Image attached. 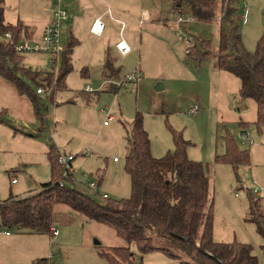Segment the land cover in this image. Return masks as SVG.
Listing matches in <instances>:
<instances>
[{
	"label": "rangeland",
	"instance_id": "rangeland-1",
	"mask_svg": "<svg viewBox=\"0 0 264 264\" xmlns=\"http://www.w3.org/2000/svg\"><path fill=\"white\" fill-rule=\"evenodd\" d=\"M106 1L111 7V0ZM118 2L130 21H122L113 14L106 16L102 19L104 25L112 17L118 20V27H104L98 37L82 27L78 29V22L73 25L69 21L65 29L62 24V44L68 43V29L75 41L69 56L71 70L57 89L55 79L61 56L51 69L48 54L21 53V65L43 73L40 77L46 79L44 84L37 85L24 78L32 93L37 88L42 90L41 95H35L38 103L34 104L26 95H18L15 86L0 77V110L6 120L0 124V200L25 196L50 179L46 154L51 145L55 154L73 157L71 167L77 189L96 200H101L103 194L111 199L129 196L124 144L126 131L139 113L153 157L172 150L171 133L176 132L189 142L187 156L202 163L212 198L213 239L250 244L258 264H264L262 239L254 222L248 220L246 195L257 190L252 195L264 210V126L256 127L255 103L240 98L238 79L228 72L217 71L214 65L221 0H213L216 9L212 20L193 19L178 28L162 19L169 0ZM232 2L235 7L232 19L244 48L252 52L263 30L264 0ZM47 3V0H3L4 21L23 24L24 41H37L42 22L40 7ZM97 4L104 8L102 3ZM244 6L246 17L242 22ZM157 8L159 14L154 17L152 11ZM178 10L183 17L189 14L185 7ZM115 34V44L126 41L130 48L126 56L111 51L107 37ZM184 38L193 46L189 53L184 52ZM198 39L207 41L209 50L199 47ZM207 50V56L201 58ZM107 60L117 70L109 78L104 77ZM131 74L136 75L134 83L119 86L116 94L104 91L106 83L119 85ZM158 83L163 87L156 90ZM192 108L197 111L190 113ZM106 114L113 120L103 126ZM226 136L239 149L248 151L247 164L232 169L229 164L214 160L215 155L224 152ZM82 174L91 175L94 180L100 177L96 192L83 184ZM11 179L16 181L14 185L10 184ZM53 211L55 215L71 216L72 220L65 218L62 223L52 224L58 231L56 235L8 229L10 235L0 236V264H34L49 255L52 264H107L100 253L126 245L140 259V264H177L176 259L160 251L140 254L134 243L128 244L112 227L85 217L79 219L66 205L58 204Z\"/></svg>",
	"mask_w": 264,
	"mask_h": 264
},
{
	"label": "trees",
	"instance_id": "trees-1",
	"mask_svg": "<svg viewBox=\"0 0 264 264\" xmlns=\"http://www.w3.org/2000/svg\"><path fill=\"white\" fill-rule=\"evenodd\" d=\"M172 5L174 9L187 8L193 19L203 21L212 20L216 9L213 0H172ZM234 11L232 0H221V25L214 65L239 80L241 99L254 101L258 128L264 126V8L262 34L252 52L242 44L238 26L232 19ZM5 33H10L8 39L3 37ZM23 33V24L12 25L4 21L3 0H0V77L9 80L19 94L26 95L36 104L24 78L37 85L44 84L46 79L38 78L41 72L21 65V53L14 50L13 44ZM197 43L209 50L207 41L198 39ZM208 50L201 58L207 56ZM69 54V47L61 52L56 87L71 70ZM104 91L116 94L119 87L108 83ZM0 121H4L1 114ZM171 138L172 150L161 157H153L148 133L142 126L141 116L136 113L126 131L124 144V170L129 177L130 194L119 199L101 196V200H96L77 189L73 170L62 176L53 146H49L46 155L50 179L25 196L0 200V226L51 234L52 206L60 203L73 213L112 227L128 244L134 243L140 254L160 251L176 259L177 264H258L250 244L213 239L212 198L203 165L187 156L188 141L176 132L171 133ZM214 160L236 169L248 163L249 153L246 149H239L233 139L226 136L225 150L215 155ZM81 177L87 188L88 182L93 181L96 188L89 189L97 191L99 176L95 180L91 175ZM252 193H246L248 220L254 222L262 239L260 247L264 249V210ZM100 254L107 264H134L136 261L140 264V259H136L128 245L110 247ZM45 261L48 260L42 258L34 264H44ZM49 263L52 264L50 259Z\"/></svg>",
	"mask_w": 264,
	"mask_h": 264
},
{
	"label": "built area",
	"instance_id": "built-area-1",
	"mask_svg": "<svg viewBox=\"0 0 264 264\" xmlns=\"http://www.w3.org/2000/svg\"><path fill=\"white\" fill-rule=\"evenodd\" d=\"M54 4L52 5L50 9V20L49 23L44 27L39 40L28 42L24 40H18L16 41L13 46L14 50L18 53H26V52H32V53H43L48 54L50 56L49 65L56 66L59 61V57L61 56L62 52V45L60 43V27L61 22L67 18V12L61 7L60 1L61 0H52ZM246 17V10L244 9L243 14H241L240 19L242 22H245ZM171 20L174 25V27L178 28L180 24L183 22L191 21L193 20V17L188 14L185 17L182 16L178 10L173 9L171 12ZM103 22L100 20V18H96L91 27L90 31L93 34L99 35L103 30ZM4 38L8 39L10 37V33H5ZM185 43V53H189L190 50H193V46L191 44V41L188 38H184ZM116 48L119 51L120 54H125L128 52L129 48L125 44L124 41L120 40L116 44ZM45 72L49 73L48 69H45ZM136 80V75L131 74L128 76H125L119 85L115 84L116 86H123L125 84L133 83ZM42 90L40 88H37L35 90V93H40ZM196 108H192L190 110V113L196 112ZM112 119V116L109 114H106L105 120L103 121V124H107L109 120ZM73 160V157L71 156H65L62 153H56V162L61 167V174L62 176H67L69 172H72L71 167V161ZM115 160V158H113ZM11 182H15L14 179H11ZM88 187L92 190L96 188L93 181L88 182ZM255 193L257 190H253ZM103 197H107L106 194L102 195ZM51 234L56 235L57 230L54 228H51ZM9 230L0 226V235H8ZM50 255L46 258L44 264H50L49 263Z\"/></svg>",
	"mask_w": 264,
	"mask_h": 264
},
{
	"label": "crops",
	"instance_id": "crops-1",
	"mask_svg": "<svg viewBox=\"0 0 264 264\" xmlns=\"http://www.w3.org/2000/svg\"><path fill=\"white\" fill-rule=\"evenodd\" d=\"M47 1H48L47 4H44L43 6L40 7L41 8L40 9V15L42 16V22L39 25L40 35H41L44 27L49 23V20H50V9H51L52 5L54 4V2L52 0H47ZM88 1L89 0H61L60 1L61 7L67 12V18L61 22V27H60V43H61V45L63 47L62 51L65 50L66 47H69L70 48V53H71L72 46H73V43L75 41L74 40L75 38L72 36L70 29H68V32H69V36H68V39H67V42L68 43L67 44L63 43L62 44V39H61L62 28H63V26H65L63 28V29H65L67 27L66 25L69 23V21L73 25L78 22V29L80 27H82L83 28L82 30H84L87 33H89V34H91L93 36H96V37L100 36L101 33H102L101 32L99 35H96V34H93L90 31V27H91L93 21L96 18H100V20L102 21V19L106 18V16H110V15L112 16V14H113V15L121 18L122 21L123 20L126 21V22H129L130 21V16L129 15H126L125 14V11L121 9L118 0H114V1L111 0V7L110 6L108 7V1H106V0H94V2L91 0L92 1V4H88ZM96 1L102 3L104 5V8L103 9H100L101 6L99 4H97ZM171 1L169 0V3H168V6L169 7L167 6L168 8L167 7L165 8L166 9V15L162 19L165 20V21H169L171 23V25H172L171 12L173 11V9H172L173 5H172V2ZM89 5H90V7H89ZM180 8H182V7H180ZM244 9L246 10V7L245 6H244ZM244 9H243V12H244ZM175 10H178V9H175ZM187 11H188V9H187ZM178 12H180V11L178 10ZM152 13H153L154 17L158 16V14H159L158 8L156 10L154 9L152 11ZM155 20H157V19H154V21ZM117 21H118L117 19H112V17L111 18L109 17V19L105 22V25L103 26V29H104V27L107 28V29H109L110 27H114L116 29L118 27L117 26V24H118ZM62 24H63V26H62ZM25 27H27V25H25ZM22 35H25V34L23 33ZM39 38H40V36H39ZM20 40H24L22 36H21ZM107 40H108V43L110 44V47H111V51L112 52H114L116 54H119L120 56H126L127 54H129L131 52L130 48L128 47L129 48L128 52H126L125 54H120L119 53V51L116 48V44L117 43L115 44V42L117 41V35L116 34L112 38L111 37H107ZM138 49H139V46H138ZM69 56H70V54H69ZM216 70L221 72V70H218V69H216ZM116 71L117 70L115 68H113L112 67V64L107 60L106 61V64H105L104 77H108V78L109 77H113L116 74ZM40 74H43V73H40ZM40 74H39L38 78H40ZM107 84L108 83H106V85ZM57 88L58 87H55V89H57ZM32 94L34 96L35 95H41L42 94V91L40 93H35V94L32 93ZM18 95H24V94H19L18 93ZM35 99H36V97H35ZM36 103H38L37 102V99H36ZM0 112H1L0 113L1 114V117L4 118V115H2L3 112L1 110H0ZM102 112H103V110H102ZM112 120H113V118L111 120H109L108 122H110ZM5 121L6 120H4L3 122H5ZM3 122L0 121V124L3 123ZM107 124H103V126H106ZM190 159H192V158H190ZM113 161H115V160H113ZM84 175L85 174H82V176H84ZM15 183H16V181L15 182H11V180H10V184L11 185L12 184L14 185ZM38 185H37L36 189L38 188ZM58 204H60V203L54 204L52 206V224H56L58 222H61L62 223L65 220V218L67 220H72V217L71 216H65V215H63V216L60 215L59 216V215H55L54 214L53 209ZM60 205H64V204H60ZM74 214H76V213H74ZM76 215L78 216V218L79 217H82L83 218V216H81L79 214H76ZM52 224H51V228H54L55 229V227H53L54 225H52ZM57 233H58V231H57ZM8 235H10V234H8ZM0 236H6V235H0Z\"/></svg>",
	"mask_w": 264,
	"mask_h": 264
},
{
	"label": "water",
	"instance_id": "water-1",
	"mask_svg": "<svg viewBox=\"0 0 264 264\" xmlns=\"http://www.w3.org/2000/svg\"><path fill=\"white\" fill-rule=\"evenodd\" d=\"M162 87L163 86L160 83H158L156 84L155 89L158 90V89H161ZM95 243H97V241H95Z\"/></svg>",
	"mask_w": 264,
	"mask_h": 264
}]
</instances>
